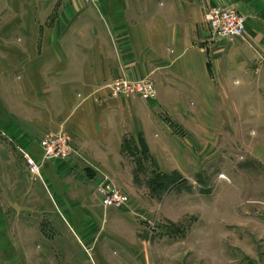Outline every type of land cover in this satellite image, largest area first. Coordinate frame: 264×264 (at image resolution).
<instances>
[{"label": "crops", "instance_id": "0c3cea01", "mask_svg": "<svg viewBox=\"0 0 264 264\" xmlns=\"http://www.w3.org/2000/svg\"><path fill=\"white\" fill-rule=\"evenodd\" d=\"M211 6L244 15L243 36L210 40L204 12ZM117 76L150 77L155 97H110L106 85ZM261 76L264 0H0V129L9 137L0 139V173L12 186L9 209L31 220L33 189L47 203L38 184L21 178L17 150L35 154L46 132H66L77 152L60 165L44 162L42 178L84 207L99 201V173L131 183L139 138L157 171L189 170L209 124L231 133L253 126L242 133L247 150L237 170L250 181L239 188L264 209Z\"/></svg>", "mask_w": 264, "mask_h": 264}, {"label": "rangeland", "instance_id": "374dc122", "mask_svg": "<svg viewBox=\"0 0 264 264\" xmlns=\"http://www.w3.org/2000/svg\"><path fill=\"white\" fill-rule=\"evenodd\" d=\"M256 85L264 88V77H257ZM108 94L145 101L155 97L143 99L136 92ZM236 127L240 131L231 133L230 126L209 124L206 139L195 144L191 168L181 174L157 171L156 159L139 138L143 156L131 160V183L123 178V184H116L107 173H99L98 185H109L126 196L116 207H104L95 199L91 205H75L66 192L63 199L58 194L61 185L42 178L44 162L60 165L76 154L66 132L40 135L35 154L21 145L41 179L29 173L19 158L21 178L49 195L43 191L47 203H41L33 189L30 202L37 204H32V219L22 220L24 216L7 205L12 186L0 173V264H264L263 205L249 201L247 187L240 189L239 183L249 184L250 176L237 172L241 154L247 150L242 133L251 134L253 126ZM45 135L62 138L65 152L44 156L39 141ZM0 139L9 141L2 129ZM22 202L25 205L29 199ZM21 207L15 204L17 211Z\"/></svg>", "mask_w": 264, "mask_h": 264}, {"label": "built area", "instance_id": "2783aa9c", "mask_svg": "<svg viewBox=\"0 0 264 264\" xmlns=\"http://www.w3.org/2000/svg\"><path fill=\"white\" fill-rule=\"evenodd\" d=\"M84 2L97 4L99 0H83ZM204 19L208 26L210 40L221 39L231 41L233 38L241 37L244 30V17L233 8H221L217 6L208 7L204 12ZM111 95L118 93L136 92L143 99H151L155 96L153 81L145 76L138 80L131 81L124 77H116L107 85ZM40 147L44 151V156L50 157L54 154L65 152L63 139L45 135L39 141ZM21 154L27 171L40 178L38 167L23 148L17 146ZM223 177V176H221ZM100 203L104 207H116L126 201V196L118 192L109 185H97L95 188Z\"/></svg>", "mask_w": 264, "mask_h": 264}, {"label": "trees", "instance_id": "16d2710c", "mask_svg": "<svg viewBox=\"0 0 264 264\" xmlns=\"http://www.w3.org/2000/svg\"><path fill=\"white\" fill-rule=\"evenodd\" d=\"M156 185H158V184H156Z\"/></svg>", "mask_w": 264, "mask_h": 264}]
</instances>
